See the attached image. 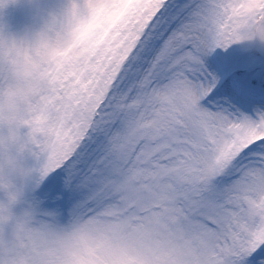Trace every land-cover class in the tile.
<instances>
[{"label": "snow or ice", "instance_id": "1", "mask_svg": "<svg viewBox=\"0 0 264 264\" xmlns=\"http://www.w3.org/2000/svg\"><path fill=\"white\" fill-rule=\"evenodd\" d=\"M122 7L27 85L0 71V264H264V0Z\"/></svg>", "mask_w": 264, "mask_h": 264}, {"label": "clouds", "instance_id": "2", "mask_svg": "<svg viewBox=\"0 0 264 264\" xmlns=\"http://www.w3.org/2000/svg\"><path fill=\"white\" fill-rule=\"evenodd\" d=\"M66 11L56 22L0 46V71L16 85H27L48 61L64 60L96 45L119 22L127 0H63ZM76 11H72V6ZM91 5V7H88ZM24 99L17 88L0 96V105L13 118L21 114Z\"/></svg>", "mask_w": 264, "mask_h": 264}, {"label": "rangeland", "instance_id": "3", "mask_svg": "<svg viewBox=\"0 0 264 264\" xmlns=\"http://www.w3.org/2000/svg\"><path fill=\"white\" fill-rule=\"evenodd\" d=\"M32 5L33 0H16L7 8L0 10V29L6 34L16 36L37 30L41 21Z\"/></svg>", "mask_w": 264, "mask_h": 264}]
</instances>
